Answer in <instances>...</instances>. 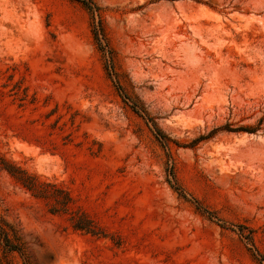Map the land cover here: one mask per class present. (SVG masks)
I'll list each match as a JSON object with an SVG mask.
<instances>
[{
	"label": "rangeland",
	"instance_id": "374dc122",
	"mask_svg": "<svg viewBox=\"0 0 264 264\" xmlns=\"http://www.w3.org/2000/svg\"><path fill=\"white\" fill-rule=\"evenodd\" d=\"M91 1L0 0V264H264V0Z\"/></svg>",
	"mask_w": 264,
	"mask_h": 264
},
{
	"label": "trees",
	"instance_id": "16d2710c",
	"mask_svg": "<svg viewBox=\"0 0 264 264\" xmlns=\"http://www.w3.org/2000/svg\"><path fill=\"white\" fill-rule=\"evenodd\" d=\"M77 2H79L81 5H83L88 11H90V13L93 16H97L98 22H97V26L94 27L93 29V36H94V40L96 41V44L98 45V48L100 49V51L102 52V54L104 55V57H106V63H112L113 59H114V55H113V51L108 47L107 44V39L105 36V31L102 25V19L99 15V9L98 7L91 1V0H76ZM124 100H126V102L131 104L132 109L136 112V113H140L142 114V116L146 117V112L144 111V109H142L139 105H137V103H135L134 101H132V99L130 97H128L127 95H123ZM149 120V119H148ZM152 127L154 129V131L156 132V138L158 140H160V142H162L164 145H168L169 143V139L156 127V124L154 123V121L150 120ZM229 131V130H228ZM236 131H244V132H248L246 131V129H237ZM6 170L12 175L15 176L17 169H15L14 166L11 165H6ZM22 177L21 179H18L25 187L29 188L30 190L35 189V180L30 177L25 175L24 173H21ZM2 234V229L0 228V237ZM7 242V239H6Z\"/></svg>",
	"mask_w": 264,
	"mask_h": 264
}]
</instances>
